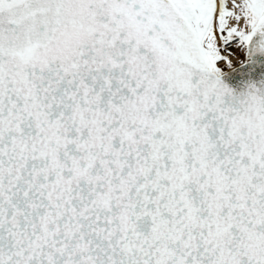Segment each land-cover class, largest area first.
<instances>
[{
	"label": "snow or ice",
	"instance_id": "snow-or-ice-1",
	"mask_svg": "<svg viewBox=\"0 0 264 264\" xmlns=\"http://www.w3.org/2000/svg\"><path fill=\"white\" fill-rule=\"evenodd\" d=\"M0 264H264V0H0Z\"/></svg>",
	"mask_w": 264,
	"mask_h": 264
}]
</instances>
